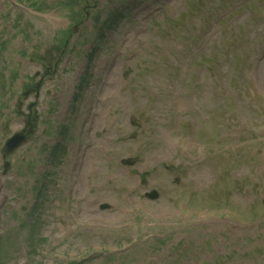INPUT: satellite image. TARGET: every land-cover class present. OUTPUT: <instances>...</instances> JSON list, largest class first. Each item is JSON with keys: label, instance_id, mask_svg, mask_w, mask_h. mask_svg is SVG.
I'll list each match as a JSON object with an SVG mask.
<instances>
[{"label": "rangeland", "instance_id": "374dc122", "mask_svg": "<svg viewBox=\"0 0 264 264\" xmlns=\"http://www.w3.org/2000/svg\"><path fill=\"white\" fill-rule=\"evenodd\" d=\"M34 1L0 0V264H264V0Z\"/></svg>", "mask_w": 264, "mask_h": 264}, {"label": "water", "instance_id": "95a60500", "mask_svg": "<svg viewBox=\"0 0 264 264\" xmlns=\"http://www.w3.org/2000/svg\"><path fill=\"white\" fill-rule=\"evenodd\" d=\"M24 134H15L7 143L6 150H5V156H8L11 154L14 150L19 148L23 142L25 141Z\"/></svg>", "mask_w": 264, "mask_h": 264}]
</instances>
